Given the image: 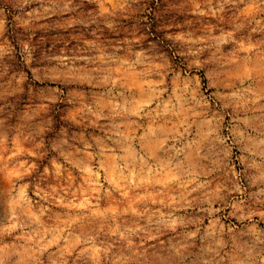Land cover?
Masks as SVG:
<instances>
[{
  "label": "clouds",
  "instance_id": "obj_1",
  "mask_svg": "<svg viewBox=\"0 0 264 264\" xmlns=\"http://www.w3.org/2000/svg\"><path fill=\"white\" fill-rule=\"evenodd\" d=\"M0 264H264V0H0Z\"/></svg>",
  "mask_w": 264,
  "mask_h": 264
}]
</instances>
